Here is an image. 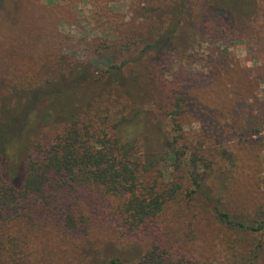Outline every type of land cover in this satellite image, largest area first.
I'll return each instance as SVG.
<instances>
[{"label": "rangeland", "instance_id": "obj_1", "mask_svg": "<svg viewBox=\"0 0 264 264\" xmlns=\"http://www.w3.org/2000/svg\"><path fill=\"white\" fill-rule=\"evenodd\" d=\"M213 1L0 0V118L32 103L27 118L38 119L37 108L48 105L49 120L29 139L50 134L53 107L61 105L119 121L117 138L145 153L168 149L175 137L187 158L203 141L199 190L190 201L166 203L146 236L120 239L113 226L95 222L91 244L70 251L69 261L62 249L39 244L44 264L144 263L157 240L165 264H264L259 236L214 218L216 207L246 224L264 212V0L243 6H252L251 18L228 36L206 13ZM170 29L167 47L152 46ZM22 115L9 118L7 134L23 130ZM254 129L259 134L248 136ZM7 153L3 170L18 182V158Z\"/></svg>", "mask_w": 264, "mask_h": 264}, {"label": "trees", "instance_id": "obj_2", "mask_svg": "<svg viewBox=\"0 0 264 264\" xmlns=\"http://www.w3.org/2000/svg\"><path fill=\"white\" fill-rule=\"evenodd\" d=\"M250 3L251 0H217L208 6L206 13L210 20L223 23L217 31L220 36L233 35V25L237 28L251 18L252 6L243 9ZM224 19L229 23H224ZM171 34V29L167 30L152 46L167 47ZM109 80L106 77L105 85ZM242 103L238 99L236 107ZM46 107L37 108L38 119L27 118L30 112H35L32 103L17 107L5 120L0 118V264H44L46 259L39 254L44 248L39 244L62 249L68 256L63 261H69L70 251L85 250L91 244L90 232L95 222L113 226V233L120 239L146 236L150 227L157 224L166 203L177 198L190 201L199 190L203 173L200 174L197 165L204 166L200 163L205 160L203 141L198 139L187 158L186 145L176 146L175 137L168 149L145 153L138 149L140 144L122 143L117 138L114 129L119 121L109 124L105 119L87 116L85 109L61 105L53 107L58 110L56 124L46 131L50 134H36L29 139L30 130L49 120ZM17 113L23 114L24 128L19 135H9V118ZM170 113L177 115L178 111ZM4 114L8 115L5 111ZM174 128L179 131L178 124L174 123ZM259 132L254 129L248 136ZM209 135L216 137L212 130ZM8 150L13 152V158H18V182L5 174L2 167L10 156ZM166 161L168 167L160 169L159 165ZM163 172L166 182L162 180ZM214 210L217 223L255 233L259 246H264V212L246 224L232 221L227 211L217 207ZM157 241L150 243L152 248L143 258L145 262L139 264H165L155 255L166 251ZM256 256L255 252L253 258ZM105 264L123 263L109 259Z\"/></svg>", "mask_w": 264, "mask_h": 264}]
</instances>
